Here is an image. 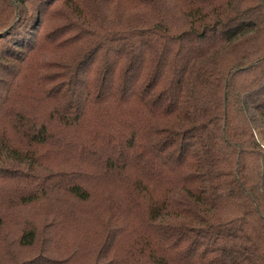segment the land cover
<instances>
[{
  "label": "trees",
  "instance_id": "obj_1",
  "mask_svg": "<svg viewBox=\"0 0 264 264\" xmlns=\"http://www.w3.org/2000/svg\"><path fill=\"white\" fill-rule=\"evenodd\" d=\"M260 128L264 0H0V264H264Z\"/></svg>",
  "mask_w": 264,
  "mask_h": 264
},
{
  "label": "rangeland",
  "instance_id": "obj_2",
  "mask_svg": "<svg viewBox=\"0 0 264 264\" xmlns=\"http://www.w3.org/2000/svg\"><path fill=\"white\" fill-rule=\"evenodd\" d=\"M59 8H60V6L55 7L56 10H58ZM47 17H48V19H47ZM25 23H28V24L31 23L33 25V27L41 24L39 33L42 36V35H44V33L49 31L50 29L57 27L60 23V20H59L58 16L54 15V14L50 15V16H46L43 19V16L39 17L38 13L35 12V13L31 14L28 21ZM72 53H73L72 50H64V51L59 50V54L63 55L65 59H68ZM52 56H54V55H52ZM49 85L50 86L53 85V82L50 83ZM255 136L258 139V141L260 142L262 149L264 150V128H260V129L255 130ZM33 208H36V207H33ZM36 210L38 211V209H36ZM38 213H41V211ZM36 254H37V252H33V253H31L30 256L33 257ZM30 256H23V259H27Z\"/></svg>",
  "mask_w": 264,
  "mask_h": 264
}]
</instances>
